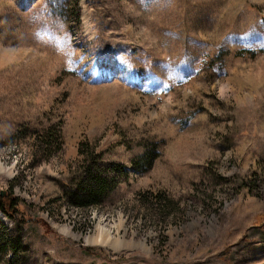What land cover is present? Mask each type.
Returning a JSON list of instances; mask_svg holds the SVG:
<instances>
[{
	"label": "rangeland",
	"instance_id": "obj_1",
	"mask_svg": "<svg viewBox=\"0 0 264 264\" xmlns=\"http://www.w3.org/2000/svg\"><path fill=\"white\" fill-rule=\"evenodd\" d=\"M12 200L0 264H264V0H0Z\"/></svg>",
	"mask_w": 264,
	"mask_h": 264
},
{
	"label": "trees",
	"instance_id": "obj_2",
	"mask_svg": "<svg viewBox=\"0 0 264 264\" xmlns=\"http://www.w3.org/2000/svg\"><path fill=\"white\" fill-rule=\"evenodd\" d=\"M47 135V136H45ZM52 135L49 133L42 134V137H34V142H37V149H43L47 152L50 151V148L53 143ZM54 146V145H53ZM46 147V149H44ZM82 149V155L85 156L82 166H84L83 174L85 178L83 180V185L79 186L78 189L73 190L66 188V193L62 198H65L70 202L71 206H74L79 209H91L95 206L101 204L102 197L106 195L109 189H112L114 186L109 177L104 174L97 164L99 163V156L96 154L94 148L84 152ZM86 163H90L91 166H86ZM18 203L12 200L10 202H0V211L4 213L11 220L14 219L15 213L17 211ZM3 247L6 248V251L12 250L16 253V241L12 238H5L3 241ZM2 250V249H0ZM5 251V252H6ZM1 252V251H0Z\"/></svg>",
	"mask_w": 264,
	"mask_h": 264
},
{
	"label": "bare ground",
	"instance_id": "obj_3",
	"mask_svg": "<svg viewBox=\"0 0 264 264\" xmlns=\"http://www.w3.org/2000/svg\"><path fill=\"white\" fill-rule=\"evenodd\" d=\"M99 238L102 240V238H103V234L99 235ZM97 239H98V238H97Z\"/></svg>",
	"mask_w": 264,
	"mask_h": 264
}]
</instances>
